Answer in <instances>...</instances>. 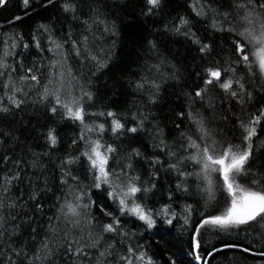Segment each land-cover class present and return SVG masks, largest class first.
Listing matches in <instances>:
<instances>
[{
  "label": "snow or ice",
  "instance_id": "1",
  "mask_svg": "<svg viewBox=\"0 0 264 264\" xmlns=\"http://www.w3.org/2000/svg\"><path fill=\"white\" fill-rule=\"evenodd\" d=\"M175 3L0 0V264L264 258V0Z\"/></svg>",
  "mask_w": 264,
  "mask_h": 264
},
{
  "label": "trees",
  "instance_id": "2",
  "mask_svg": "<svg viewBox=\"0 0 264 264\" xmlns=\"http://www.w3.org/2000/svg\"><path fill=\"white\" fill-rule=\"evenodd\" d=\"M13 3H15V0H13ZM173 8L176 9V11L180 12H186V0H176V3L172 5ZM176 11L172 13L173 16L176 15ZM14 14H19L18 10L15 7L9 6L8 10H0V23H6V18L10 19L13 17ZM43 15H48V13H42ZM38 19V17L33 14L32 19H26L23 25H17V27L13 28V31H24L25 36L27 38V27L28 25L33 24V21ZM3 31H7V29H4ZM3 31H0V39L3 37ZM172 47L179 48L180 45H172ZM19 51V50H18ZM125 52L127 53V49H125ZM27 54V53H25ZM47 55V54H45ZM43 59L40 55L34 54L32 55V60L40 62ZM189 62H191V58L189 57ZM43 78V77H42ZM130 98V97H128ZM71 129V130H70ZM75 127L74 125L68 124L67 127H63L62 135L67 138L74 134ZM174 234L177 236V241H174L173 244H165L161 242L159 246H156L153 244V250L158 253V264H167V258L169 255H171L177 262V264H199V262L194 261L192 259L191 253L187 251V243H186V237H181L179 235V232L173 229ZM146 236L149 237V240H152V233H145ZM255 233L249 234L247 237H245L244 233H240L237 235L236 232H233L231 235L225 234L223 236L224 239H231V240H240L244 244H248L249 241H252L254 248L259 251L262 250L260 244L255 243L254 237ZM225 256H227L228 259L232 260L234 264H264V258L261 257H253L248 256L245 260L243 258V255L238 250H231L227 251L226 253H222L216 257L214 261L211 262V264H220V261H224V264H228V259H225Z\"/></svg>",
  "mask_w": 264,
  "mask_h": 264
}]
</instances>
